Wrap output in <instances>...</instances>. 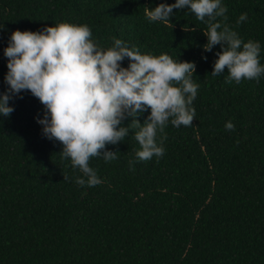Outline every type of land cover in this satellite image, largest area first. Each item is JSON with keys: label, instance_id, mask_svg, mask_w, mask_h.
<instances>
[{"label": "trees", "instance_id": "16d2710c", "mask_svg": "<svg viewBox=\"0 0 264 264\" xmlns=\"http://www.w3.org/2000/svg\"><path fill=\"white\" fill-rule=\"evenodd\" d=\"M160 3L175 0H0V93L11 33L62 22L87 24L104 49L115 37L141 54L194 62L199 84L192 126L169 121L163 157L130 170L140 150L130 129L106 145L118 159H90L102 180L94 187L78 186L82 173L62 159L61 142L43 136L39 99L22 91L10 100L14 111L0 115V264H264V76L239 84L226 82L227 68L212 76L221 48L204 51L207 25L187 8L174 9L170 25L150 22L144 7ZM222 4L224 23L260 43L264 65V0Z\"/></svg>", "mask_w": 264, "mask_h": 264}, {"label": "clouds", "instance_id": "9594fccd", "mask_svg": "<svg viewBox=\"0 0 264 264\" xmlns=\"http://www.w3.org/2000/svg\"><path fill=\"white\" fill-rule=\"evenodd\" d=\"M185 8L207 25L204 51L220 45L211 75L219 76L227 68V83L239 84L242 79L259 82L264 76L260 43L245 42L224 23L227 7L222 0H175L152 9L144 7V11L150 22L170 25L173 10ZM247 19V13H242L236 23ZM112 39L111 47L101 48L87 24L62 22L40 31L15 30L4 49L8 69L4 82L8 87L0 93V115L10 116L14 108L9 101L22 91L38 98L45 109L43 118L37 117L42 134L61 142L59 154L82 173L75 179L81 187L102 183L90 167V159H118L119 152L107 150L106 145L124 141L130 129H137L135 140L140 145L137 160L129 162L134 170L137 161L163 157L169 121L177 128L192 126L196 115L192 105L199 84L193 80L194 62L174 60L166 53L141 54L136 46ZM125 58L129 64L122 67ZM149 109L141 124L137 117ZM127 117H132L131 122L122 126ZM225 129L234 131L235 125L228 121ZM68 179L64 174L63 180Z\"/></svg>", "mask_w": 264, "mask_h": 264}]
</instances>
